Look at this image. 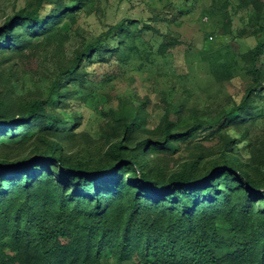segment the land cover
Masks as SVG:
<instances>
[{
	"label": "trees",
	"instance_id": "obj_1",
	"mask_svg": "<svg viewBox=\"0 0 264 264\" xmlns=\"http://www.w3.org/2000/svg\"><path fill=\"white\" fill-rule=\"evenodd\" d=\"M87 1L35 0L6 17L0 56L22 53L39 37L63 39V21L75 22ZM239 4L264 7L263 0ZM129 31L127 23L116 24L78 52L67 70L92 55L103 59L108 38ZM263 51L264 39L251 54L256 83ZM65 73L46 97L0 101V147L19 150L38 138L28 157L0 156V264H104L108 258L120 264H264V178L257 181L239 163V144L227 141L210 168L192 160L165 172L151 158L175 154L202 131H220L224 119L236 122L239 108L186 129L166 119L151 131L142 107L123 105L114 112L117 134L104 160L91 167L74 162L59 143L72 138L74 125L57 110ZM260 163L264 169V158Z\"/></svg>",
	"mask_w": 264,
	"mask_h": 264
},
{
	"label": "rangeland",
	"instance_id": "obj_2",
	"mask_svg": "<svg viewBox=\"0 0 264 264\" xmlns=\"http://www.w3.org/2000/svg\"><path fill=\"white\" fill-rule=\"evenodd\" d=\"M264 1V0H263ZM35 0H0V24ZM240 0H88L66 18L63 39H35L22 53L0 56V101L46 97L58 77L62 86L58 112L74 122L72 138L60 142L74 162L91 167L104 160L117 134L113 115L123 105L144 110L146 128L156 131L166 119L179 128L225 118L239 108L236 122L224 119L220 131L200 132L175 154H151L165 172L192 160L210 168L220 161L229 140L239 163L247 164L257 181L264 178V51L259 54V83L254 79L252 52L264 39L262 11ZM125 22L129 32L108 38L103 59L85 58L72 71L78 52ZM239 119V120H238ZM143 136H146L143 134ZM206 136V137H205ZM237 138V139H236ZM30 138L21 149L0 147V156L16 160L33 154ZM9 158V159H10ZM93 163V164H92ZM259 202L256 206H262ZM104 264H120L108 258ZM123 264H130L125 262Z\"/></svg>",
	"mask_w": 264,
	"mask_h": 264
}]
</instances>
